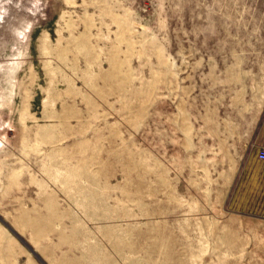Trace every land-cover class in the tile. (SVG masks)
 Here are the masks:
<instances>
[{
    "label": "rangeland",
    "instance_id": "1",
    "mask_svg": "<svg viewBox=\"0 0 264 264\" xmlns=\"http://www.w3.org/2000/svg\"><path fill=\"white\" fill-rule=\"evenodd\" d=\"M262 146L264 0H0V264H264Z\"/></svg>",
    "mask_w": 264,
    "mask_h": 264
},
{
    "label": "built area",
    "instance_id": "2",
    "mask_svg": "<svg viewBox=\"0 0 264 264\" xmlns=\"http://www.w3.org/2000/svg\"><path fill=\"white\" fill-rule=\"evenodd\" d=\"M257 155L260 159L264 160V147L263 146L258 149Z\"/></svg>",
    "mask_w": 264,
    "mask_h": 264
},
{
    "label": "water",
    "instance_id": "3",
    "mask_svg": "<svg viewBox=\"0 0 264 264\" xmlns=\"http://www.w3.org/2000/svg\"><path fill=\"white\" fill-rule=\"evenodd\" d=\"M12 229V228H11ZM13 230V229H12ZM13 232L17 235V233L13 230ZM31 250H33V249H31Z\"/></svg>",
    "mask_w": 264,
    "mask_h": 264
}]
</instances>
